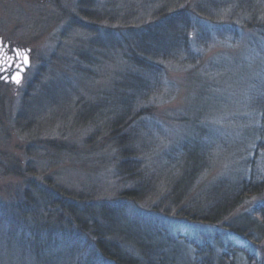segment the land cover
<instances>
[{
	"label": "rangeland",
	"instance_id": "obj_1",
	"mask_svg": "<svg viewBox=\"0 0 264 264\" xmlns=\"http://www.w3.org/2000/svg\"><path fill=\"white\" fill-rule=\"evenodd\" d=\"M174 12L198 27L187 31L185 52L171 53L185 57L153 63L156 85L133 107L130 93L116 87L120 75L133 74L127 62L131 43L160 14L165 21ZM2 49L19 54L21 64L19 70L11 66L7 79L0 71V206L7 213L0 226V264H38L37 254L42 264L67 263L73 244L53 237L46 249H39L41 238L25 245L22 230L14 227L15 236H9V212L29 186L23 173H7L14 166L31 170L30 180L40 187L62 188L87 205H110L122 218L114 223L119 229H162L163 245L170 238L176 242L166 252L169 262L194 259L196 245L207 244L218 255L215 239H231L262 260L264 236L255 247L227 233L223 223L190 221L182 213L200 194L214 200L216 184L250 175L260 180L263 174L264 0H0ZM17 74L20 83L12 79ZM130 110L125 119L138 129L133 135L140 144L128 160L118 154L109 125ZM200 147L208 158L189 181L187 158ZM120 164L142 170L146 189L135 200L123 194L144 187L127 181ZM263 204L264 191L229 218ZM43 217L36 220L56 221ZM78 238L81 246L87 241ZM81 256L70 264H79Z\"/></svg>",
	"mask_w": 264,
	"mask_h": 264
},
{
	"label": "trees",
	"instance_id": "obj_2",
	"mask_svg": "<svg viewBox=\"0 0 264 264\" xmlns=\"http://www.w3.org/2000/svg\"><path fill=\"white\" fill-rule=\"evenodd\" d=\"M201 9H199L200 12ZM164 19L163 14H160L157 17V24L142 28V31L135 36L131 43L132 47L129 48L131 54L127 58L133 74L119 76L120 83L116 87L130 93L133 107L137 103V99H144L156 85L158 71L155 70L153 63L158 60L165 61L171 58L185 57H172L171 53L178 52L181 49L185 52L186 39L189 37L186 34L187 31L192 28V30H196L198 27L196 23H191L193 18L185 16V13L182 12H174L165 21ZM194 32L198 37V30ZM197 44L199 45V41H197ZM133 48L134 51H132ZM187 63L193 64L192 60L184 62V64ZM262 99L264 100V93ZM131 113L130 110L124 118H119L109 125L110 136L113 138L112 141L115 142L118 154L128 160L133 158L132 156L136 151L134 146L140 144L138 143V137L133 135L137 134L138 129L130 128L133 121H130V123L126 122L125 119ZM262 114L263 118L264 110ZM119 131H121V135L116 134ZM185 148L186 145L183 146L182 151ZM200 149L198 154L200 152L202 154L187 158L188 167L185 168L184 177L189 181L193 180L206 164L207 151L201 147ZM181 160L183 162L184 158ZM119 168L120 170L123 169L122 172L124 173L127 171V181L130 180L131 184L144 187V189H141L137 186L136 189L128 190L123 194L129 200L137 199L136 197H138L141 190L145 191L146 189V186L143 185L145 179L141 181L144 178V175L141 174L142 170L137 165L127 170V166L124 167V164H120ZM6 171L9 175L17 177H21L23 173L26 177L24 180L29 183L28 188L24 190L21 196L22 202L18 201L14 204L11 212H9L11 217L7 221L9 236H15L13 234L14 227L17 230H22L19 233V239L25 245L35 243L41 238V242H36L39 249L48 248L53 237H58L61 241H72L73 244L69 247V259L67 263L62 264H70L77 253H82L80 260H78V262L80 261L79 264H236L239 260L243 264H264V257L258 261L248 248L234 244L231 239H227L223 243L215 239L216 246L220 251L218 255H215L214 248L207 244L202 247L196 245L194 259L190 258L187 261L173 259L169 262L166 252L176 242L170 238L171 246L163 245L162 243L165 242L163 237L167 234L162 229L148 228V230L140 229L137 232L129 228L119 229V227L114 226V223L118 222L117 217H121L110 205H87L88 203L83 202L82 197H78L77 194L62 188L40 187L36 182L30 180L31 176L28 175L31 170L23 172L14 166L11 169H6ZM262 173L260 180H256L254 176L252 178L250 175L247 179L241 178L233 184H228V182L216 184L218 186L214 187L210 195L212 197L215 194L217 197L214 200H211V198L203 199V194H200L198 196L199 202L197 204L194 202L193 206H189L182 213L183 217L190 221L207 224L217 225L223 223V228L227 233L250 241L252 246H258L260 238L264 236V204L256 207L252 212L236 218H229V216L241 207L248 198L258 196L264 191V169ZM51 209L54 213H51ZM44 212L47 215L56 217V221L51 223L44 219L42 223H39L36 218L43 217ZM6 214V206H0V226L7 219ZM240 221L244 222L243 228H240ZM40 230H44L46 233L41 236ZM78 237H85L86 243L84 241L81 246V242L78 243ZM55 246L58 245L54 243L52 247L56 248ZM36 258L38 264L44 262L39 261L42 260L39 254ZM49 264L53 263L49 262Z\"/></svg>",
	"mask_w": 264,
	"mask_h": 264
},
{
	"label": "flooded vegetation",
	"instance_id": "obj_3",
	"mask_svg": "<svg viewBox=\"0 0 264 264\" xmlns=\"http://www.w3.org/2000/svg\"><path fill=\"white\" fill-rule=\"evenodd\" d=\"M6 48V47H5ZM19 54H8L5 49L0 51V71L4 74L3 76L6 78L8 72L10 71L11 66L14 69H20L21 60ZM23 58V55H22ZM13 59H16V63L13 62Z\"/></svg>",
	"mask_w": 264,
	"mask_h": 264
},
{
	"label": "snow or ice",
	"instance_id": "obj_4",
	"mask_svg": "<svg viewBox=\"0 0 264 264\" xmlns=\"http://www.w3.org/2000/svg\"><path fill=\"white\" fill-rule=\"evenodd\" d=\"M24 62L25 63H28L29 62L26 55L24 56ZM5 79H7V78H5ZM12 79L14 80L15 83H20V77H19L18 74H17V76L13 77Z\"/></svg>",
	"mask_w": 264,
	"mask_h": 264
},
{
	"label": "water",
	"instance_id": "obj_5",
	"mask_svg": "<svg viewBox=\"0 0 264 264\" xmlns=\"http://www.w3.org/2000/svg\"><path fill=\"white\" fill-rule=\"evenodd\" d=\"M24 56H23V61H24ZM24 65H27V63L24 62ZM21 71H24V68H21Z\"/></svg>",
	"mask_w": 264,
	"mask_h": 264
}]
</instances>
